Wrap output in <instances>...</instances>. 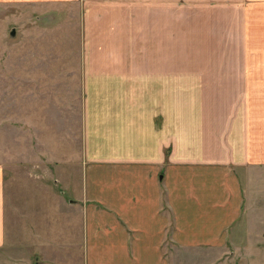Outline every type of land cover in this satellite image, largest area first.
<instances>
[{
  "label": "crops",
  "instance_id": "crops-1",
  "mask_svg": "<svg viewBox=\"0 0 264 264\" xmlns=\"http://www.w3.org/2000/svg\"><path fill=\"white\" fill-rule=\"evenodd\" d=\"M118 1L86 0L85 26H108L110 6L125 14ZM122 17L110 39V69L103 62L108 54L95 51L92 60L101 67L96 62L87 72L84 151L64 179L73 196L61 197L57 218L47 210L45 226L19 240L12 263L24 264L28 250L37 256L30 264H68L64 258L71 254L81 255L83 264H171L169 253L179 259L201 251L210 257L221 251L219 262L247 205L264 193V64L258 55L222 53L225 63L213 71L184 63L175 51L178 63L168 67L163 22L153 25L143 15L137 21L143 32L133 35L123 32ZM200 41L194 38L197 50ZM142 44L148 48L140 50ZM126 58L137 60L134 67L119 65ZM134 85L140 88L136 101L127 98ZM171 86L174 110L166 97ZM180 92L187 93L184 99ZM190 93L197 98H187ZM5 174L0 159V264H8Z\"/></svg>",
  "mask_w": 264,
  "mask_h": 264
},
{
  "label": "rangeland",
  "instance_id": "rangeland-1",
  "mask_svg": "<svg viewBox=\"0 0 264 264\" xmlns=\"http://www.w3.org/2000/svg\"><path fill=\"white\" fill-rule=\"evenodd\" d=\"M118 4L126 13L118 15L117 6H110L112 22L107 13L110 24L95 29L85 26L86 0H0V159L7 183L8 264L18 261L19 240L30 238L31 228L45 226L43 214L49 210L57 218L61 197L73 196L64 179L70 177L84 151V117L91 96L86 88L87 72L96 62V68L101 67V60H92L95 51L108 54L103 62L110 69V39L122 16L125 34L128 29L133 35L137 29L143 32L137 23L143 15L153 25L163 22L168 67L176 62L175 51L184 56V63L213 71L224 65L222 53L246 50L256 53L257 62L264 64V0H119ZM91 14L95 21L100 18ZM199 36L201 49L197 50L194 38ZM238 40L243 42L240 48ZM143 47L148 48L139 45L140 50ZM136 61L126 58L119 65L132 68ZM97 77L92 80L99 84ZM139 90L137 85L128 87L127 98L136 101ZM186 94L180 92L179 98ZM174 95L171 86L166 97L172 110ZM189 95L197 98V93ZM172 148L167 149V157ZM252 200L236 223L225 258L218 262L221 251L211 257V252H183L179 259L169 253L171 264H264V193ZM22 232L28 236L18 239ZM71 255V260L64 258L68 264H83L81 255ZM36 258L29 250L22 252L24 264Z\"/></svg>",
  "mask_w": 264,
  "mask_h": 264
}]
</instances>
